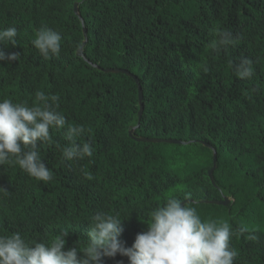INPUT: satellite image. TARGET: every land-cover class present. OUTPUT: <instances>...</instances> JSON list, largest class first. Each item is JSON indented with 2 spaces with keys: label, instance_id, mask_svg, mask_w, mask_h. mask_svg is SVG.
I'll use <instances>...</instances> for the list:
<instances>
[{
  "label": "trees",
  "instance_id": "1",
  "mask_svg": "<svg viewBox=\"0 0 264 264\" xmlns=\"http://www.w3.org/2000/svg\"><path fill=\"white\" fill-rule=\"evenodd\" d=\"M10 26L17 45L0 50L19 56L0 62V99L31 105L36 91L59 96L58 111L84 126L77 142L92 143L94 154L64 161L57 144L68 143L65 132L50 129L52 142L37 146L52 181L0 165V235L49 241L68 231L65 250L83 247L91 216L103 210L125 219L120 240L131 247L152 209L174 196L193 200L186 206L202 220L246 225L249 233L231 240L235 264H264V0H0V29ZM42 26L61 33L58 57L46 59L32 46ZM213 29L242 40L213 50ZM241 57L254 62L251 79L235 75ZM225 198L228 206L201 203ZM253 231L259 243L245 239Z\"/></svg>",
  "mask_w": 264,
  "mask_h": 264
},
{
  "label": "clouds",
  "instance_id": "2",
  "mask_svg": "<svg viewBox=\"0 0 264 264\" xmlns=\"http://www.w3.org/2000/svg\"><path fill=\"white\" fill-rule=\"evenodd\" d=\"M209 47L213 50L237 46L242 37L225 29H213ZM15 26L0 29V44L17 45ZM60 32L42 26L31 41L44 58L58 57L62 48ZM18 53L6 54L0 50V62L17 61ZM253 60L241 57L234 64L235 75L251 79L255 75ZM259 91V89H254ZM59 96L36 91L34 102L15 103L0 99V165L18 166L36 181L50 182L53 172L42 162L41 146L52 142L50 129L64 130L66 145H59L64 161H80L94 154L92 143H78L85 132L83 125L68 124L59 111ZM90 178V177H89ZM147 230L135 236L131 247L120 237L124 231L119 212H95L88 222L86 243L65 250L68 231L59 232L49 241L29 240L20 232L0 235V264H104L105 258L118 254L128 258V264H235L237 250L232 246L233 236L249 233L246 225L233 229L227 221L203 219L196 207L186 206L177 197H169L163 206L150 212ZM245 239L259 243L253 231Z\"/></svg>",
  "mask_w": 264,
  "mask_h": 264
},
{
  "label": "water",
  "instance_id": "3",
  "mask_svg": "<svg viewBox=\"0 0 264 264\" xmlns=\"http://www.w3.org/2000/svg\"><path fill=\"white\" fill-rule=\"evenodd\" d=\"M74 12L75 14L79 17V8L78 6L76 5L75 6V9H74ZM82 24H84V20L82 18H80ZM84 36H85V43L83 44V46L86 45L87 41H88V38H87V29L85 28L84 29ZM78 55L80 57H84V54H83V50L81 49L78 53ZM107 73H122V74H126L130 77H132L136 83L138 84L139 83V80L138 78L133 75L132 73L126 71V70H120V69H110V70H106ZM139 100H140V112H139V118L141 120V117H142V114H143V111H144V106H143V92H142V89L141 87L139 86ZM140 125V124H139ZM138 125V127H139ZM130 135L132 136L133 135V131L130 132ZM136 141L138 142H145V143H155V144H170V145H187L185 142H182V141H179V140H173V139H150V138H135ZM207 147H209L210 149H212L211 146H208L206 145ZM217 154L215 153L214 154V166L212 168V170H210L209 172V177H210V180L212 182L213 185H215V180H214V172L217 168ZM232 202V199L231 198H225L223 201H212V202H209V201H204V202H201V203H207V204H212V205H218V206H228L230 203ZM185 205L187 204H192L194 203L193 200H186L184 201Z\"/></svg>",
  "mask_w": 264,
  "mask_h": 264
}]
</instances>
